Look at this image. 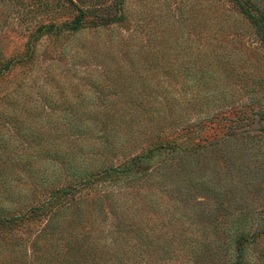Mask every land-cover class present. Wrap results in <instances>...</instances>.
Here are the masks:
<instances>
[{"label": "rangeland", "instance_id": "obj_1", "mask_svg": "<svg viewBox=\"0 0 264 264\" xmlns=\"http://www.w3.org/2000/svg\"><path fill=\"white\" fill-rule=\"evenodd\" d=\"M0 264H264V44L231 0H0Z\"/></svg>", "mask_w": 264, "mask_h": 264}, {"label": "trees", "instance_id": "obj_2", "mask_svg": "<svg viewBox=\"0 0 264 264\" xmlns=\"http://www.w3.org/2000/svg\"><path fill=\"white\" fill-rule=\"evenodd\" d=\"M235 7L239 10V13L244 15L251 25L254 27L256 31V36L260 40L262 44H264V5L260 6L256 0H231ZM183 120V117H180V121ZM159 146H163L166 149L169 148L172 152L177 149L178 145H175L173 142L172 144H160ZM108 170H104L102 173L98 174V176H104L108 174ZM87 178L85 181H87ZM65 193H69L72 190H63ZM15 220L12 218L11 221ZM242 246L238 242L237 248V256L241 255Z\"/></svg>", "mask_w": 264, "mask_h": 264}]
</instances>
